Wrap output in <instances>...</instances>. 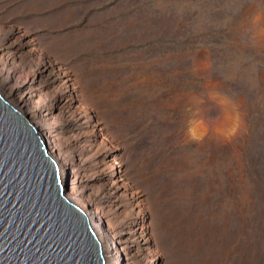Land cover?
Returning <instances> with one entry per match:
<instances>
[{
    "label": "rangeland",
    "instance_id": "obj_1",
    "mask_svg": "<svg viewBox=\"0 0 264 264\" xmlns=\"http://www.w3.org/2000/svg\"><path fill=\"white\" fill-rule=\"evenodd\" d=\"M9 33L0 70L61 76L29 120L137 253L122 264H264V0H0Z\"/></svg>",
    "mask_w": 264,
    "mask_h": 264
},
{
    "label": "water",
    "instance_id": "obj_2",
    "mask_svg": "<svg viewBox=\"0 0 264 264\" xmlns=\"http://www.w3.org/2000/svg\"><path fill=\"white\" fill-rule=\"evenodd\" d=\"M29 119L0 94V264H106Z\"/></svg>",
    "mask_w": 264,
    "mask_h": 264
},
{
    "label": "bare ground",
    "instance_id": "obj_3",
    "mask_svg": "<svg viewBox=\"0 0 264 264\" xmlns=\"http://www.w3.org/2000/svg\"><path fill=\"white\" fill-rule=\"evenodd\" d=\"M10 36L11 34L9 33L0 40V50L4 47H7L6 45L8 43V39L10 38ZM15 44L19 46L23 45V40H18ZM30 60L32 61V59ZM17 70H18L17 67L13 68L12 70H7V69L0 70V94L7 103H9L11 106L17 109L27 119H29V116L38 117L40 116V112L43 106L39 108L31 107L30 95H32L33 91H35L33 90L34 88H32V86L38 81L39 78L41 79L42 77H44L45 78L44 83L51 84L52 82L56 81V79H59L61 76L57 77L55 72L53 71V65L47 63H43L40 69L33 70L30 73L31 74L30 77H28L29 79L26 81L16 80L17 77L15 78L16 75L15 73ZM48 72L49 74H47ZM27 86L31 87L29 92L24 91V89ZM69 97H70L69 92L66 91L64 88L61 89V91L57 94L53 102H55L54 104L58 107L66 106L69 104V100H71L69 99ZM31 124L37 129L39 136L45 142L49 156L52 157V159L57 163L62 183L65 184V182L63 181H65V179L67 178V174L69 172L71 173V175L68 176L69 177L68 188L67 185L65 184L67 189L65 192L66 197L68 198L69 201H71L73 204L79 207L87 215L90 224L102 246L103 255L106 264H118L119 262L122 264V262L127 259L137 257L138 256L137 253L135 254L134 252H131L130 247L121 249L118 246L119 241H117L118 239L116 236V232L115 230L109 228L110 226L108 225L107 218L103 214L102 210L96 209L94 211L92 208L91 201H87L84 199L83 190L77 189L79 184L78 177L76 176L77 170L74 167H71V163H69V161L65 158L64 151L61 145L59 144L57 137L49 136L47 134V130L52 129L51 125L47 123V120H39L38 122L32 121ZM68 189L74 190L73 194L70 197L67 196ZM119 190L120 189L118 187V183L115 181L112 184L110 191L112 195H116ZM136 234L140 235L141 232ZM141 250L142 248L140 249L139 247V252Z\"/></svg>",
    "mask_w": 264,
    "mask_h": 264
},
{
    "label": "clouds",
    "instance_id": "obj_4",
    "mask_svg": "<svg viewBox=\"0 0 264 264\" xmlns=\"http://www.w3.org/2000/svg\"><path fill=\"white\" fill-rule=\"evenodd\" d=\"M239 123H237V126L232 129L231 133H225L224 130L221 127H217L216 133L225 139H230L231 136L236 134V131L238 130Z\"/></svg>",
    "mask_w": 264,
    "mask_h": 264
}]
</instances>
